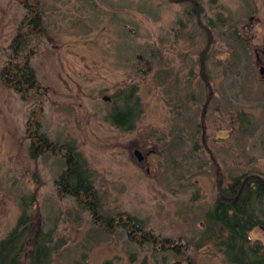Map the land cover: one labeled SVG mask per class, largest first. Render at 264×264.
<instances>
[{
  "label": "rangeland",
  "instance_id": "obj_1",
  "mask_svg": "<svg viewBox=\"0 0 264 264\" xmlns=\"http://www.w3.org/2000/svg\"><path fill=\"white\" fill-rule=\"evenodd\" d=\"M38 1L44 27L32 58L44 91L38 121L46 135L74 145L85 159L95 213L112 218L113 227L131 217L134 226L171 238L191 264H227L213 246H193L224 185L223 170L227 177H264V0ZM21 2L0 0V69ZM194 13L210 26L209 41ZM204 59L208 88L196 70ZM132 85L142 112L124 131L106 117L113 96ZM26 110L0 82V241L25 206L31 229L52 234L50 264L175 261L159 243L130 244L142 243L132 236L133 225H95L87 207L53 189L51 180L66 165L61 158L32 159ZM249 237L264 244L263 230Z\"/></svg>",
  "mask_w": 264,
  "mask_h": 264
},
{
  "label": "trees",
  "instance_id": "obj_2",
  "mask_svg": "<svg viewBox=\"0 0 264 264\" xmlns=\"http://www.w3.org/2000/svg\"><path fill=\"white\" fill-rule=\"evenodd\" d=\"M21 1L22 14L18 30L8 46L2 49L6 60L0 69V82L17 95L27 109L24 117L28 123L24 133L26 130L31 135L28 138L29 154L37 164L42 157L61 158L66 166L59 175L51 180L53 189L56 192H64L76 203L87 207L95 225L104 229L113 227L112 218H104L95 213L94 186L85 159L77 152L74 145L60 144L42 131L38 119L39 115L43 114L44 91L37 72L32 66V58L37 51L39 41L44 37L42 35L44 33L43 17L38 0ZM194 6L191 10L192 13L195 11ZM194 17L198 23L201 22L196 13H194ZM200 26L206 35V40L209 41L212 36L206 32H209L210 26H206L202 22ZM201 52L203 53V51ZM205 68L206 60L204 59L196 70L200 74L201 81L208 88L212 82L208 79V75L205 77L203 70ZM113 99L115 102L112 111L106 117L107 121L121 130H132L142 112L136 87L132 85L124 90H119ZM210 100L209 90L205 102L202 104V116L205 114ZM201 119L198 121L200 126L198 124L196 126V131L199 134L197 143L199 146L195 145L198 152L202 149L200 143L203 142L204 132L201 130ZM28 124H31L32 128L28 129ZM137 162L141 163L142 161L137 160ZM223 176L224 185L217 191L213 209L204 216L203 230L199 241L193 246V250L199 251L211 245L215 252L224 257L227 264H264V244L259 239L252 240L249 237L252 230L264 231V177L253 172L227 177L224 170ZM37 198V193L31 195V206L36 204ZM26 210L27 208L24 206L17 225L0 241V264L51 263L49 245L52 243V234L51 232L44 234L39 225H36L32 230V224L28 225L32 214H27ZM128 221L115 223L113 228L117 224L126 228L133 225L135 230H132V236L134 239L140 238L142 243L130 242V244L143 248L145 245L151 247L153 244L159 243L164 249H170L165 252L164 256L170 252L175 257V261H172L171 264H191V258L187 255V250H184L186 248L179 253L173 246L171 238L156 237L154 230H145L134 226V220L131 217L128 218ZM74 264L84 263L78 261Z\"/></svg>",
  "mask_w": 264,
  "mask_h": 264
},
{
  "label": "water",
  "instance_id": "obj_3",
  "mask_svg": "<svg viewBox=\"0 0 264 264\" xmlns=\"http://www.w3.org/2000/svg\"><path fill=\"white\" fill-rule=\"evenodd\" d=\"M260 72H261V74L264 73L263 68L260 69ZM136 156H137V160H138V161H142L143 158H142L141 154H139V153L137 152V153H136ZM217 182H218V183H221L220 180H218Z\"/></svg>",
  "mask_w": 264,
  "mask_h": 264
},
{
  "label": "flooded vegetation",
  "instance_id": "obj_4",
  "mask_svg": "<svg viewBox=\"0 0 264 264\" xmlns=\"http://www.w3.org/2000/svg\"><path fill=\"white\" fill-rule=\"evenodd\" d=\"M262 56L264 57V51L262 53ZM256 58L259 59L260 57L256 55Z\"/></svg>",
  "mask_w": 264,
  "mask_h": 264
}]
</instances>
